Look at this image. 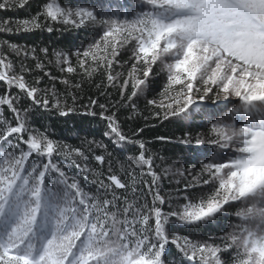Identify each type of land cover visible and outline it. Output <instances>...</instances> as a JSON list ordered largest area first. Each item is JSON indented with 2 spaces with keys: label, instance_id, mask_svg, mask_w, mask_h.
<instances>
[{
  "label": "snow or ice",
  "instance_id": "snow-or-ice-1",
  "mask_svg": "<svg viewBox=\"0 0 264 264\" xmlns=\"http://www.w3.org/2000/svg\"><path fill=\"white\" fill-rule=\"evenodd\" d=\"M57 29L93 39L0 42V264H264V0H40L0 21ZM51 114L97 121L100 139L60 142ZM167 125L181 135L149 137ZM173 168L191 179L165 193Z\"/></svg>",
  "mask_w": 264,
  "mask_h": 264
},
{
  "label": "trees",
  "instance_id": "trees-1",
  "mask_svg": "<svg viewBox=\"0 0 264 264\" xmlns=\"http://www.w3.org/2000/svg\"><path fill=\"white\" fill-rule=\"evenodd\" d=\"M39 2L40 0H32L31 7L27 9H12L8 11H0V21L9 18L15 20L17 18L28 17L36 11ZM92 39L93 35H91L87 30L77 31L75 29H69L64 32H61L59 29H57L54 33H49L46 30L34 31L29 33H22L19 36H5L3 34H0V42L11 41L21 45V47L26 46L29 49H31L33 46H35L37 49L47 46L50 50H67L68 48L73 47L80 48L82 46L86 47L87 43ZM28 63H31V59L28 60ZM52 71L54 75H59L57 69L53 68ZM45 83H48L47 78H45ZM57 87L63 89L62 84H58ZM84 87V95L89 94V92H91L92 94L95 93V89H89L87 84H85ZM84 103H87V101L85 100ZM43 123L47 126L48 132L52 134L55 139L59 140L62 143L66 142L72 144L73 146H78L85 136H87L88 139H91L94 135L96 139H100V134L103 131V125L90 118H84L79 114L69 115L66 117L51 114L47 116ZM201 123H203L202 118L197 116L194 121V124ZM128 127H135V125L129 124L126 127V130ZM197 131L203 132L204 129H197ZM162 134L179 137L181 135L180 126L167 125L165 127L155 129L152 133H149L148 135L149 137H154L156 135ZM156 147L160 148L162 146L157 144ZM175 155L180 156L182 155V153H180L177 149ZM93 164H95V161H93ZM199 164L200 161L196 160L192 164H188L186 166L189 168L196 167L198 169ZM181 165H183V161H181ZM167 167H169V162L165 159H161L156 162V169L161 173H164V170ZM71 173L75 174L78 178L83 180V177H81L80 173H78L75 169H71ZM166 175L169 178H166L163 181V190L165 193L169 192L171 189H175L176 187L183 188L186 180L191 179V177L187 175L183 178L179 175H176L174 168L171 172L166 173ZM178 181L180 182L179 184H177ZM229 223V220L221 218V220L218 221V224L221 227H217L215 224L209 226L204 230V234H211L214 236L219 235L221 233L222 228H226Z\"/></svg>",
  "mask_w": 264,
  "mask_h": 264
}]
</instances>
